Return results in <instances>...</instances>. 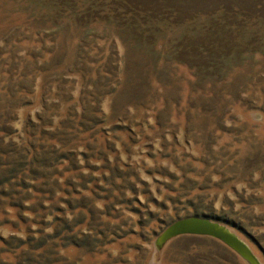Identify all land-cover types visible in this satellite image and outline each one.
<instances>
[{
  "label": "rangeland",
  "instance_id": "obj_1",
  "mask_svg": "<svg viewBox=\"0 0 264 264\" xmlns=\"http://www.w3.org/2000/svg\"><path fill=\"white\" fill-rule=\"evenodd\" d=\"M111 43L119 85L102 104L106 122L86 137L68 112L98 97ZM12 52L24 56L22 68H44L10 78ZM79 55L97 60L86 76L70 70ZM39 73L43 86L59 78L60 119L75 123L91 155L87 169L60 166L86 185L62 195L85 197L76 212L98 241L65 255L56 248L53 264H251L210 235L158 243L194 214L226 222L264 264V0H0V121L6 85ZM41 109H21L22 124ZM15 251L0 258L17 261ZM42 255L32 264H46Z\"/></svg>",
  "mask_w": 264,
  "mask_h": 264
},
{
  "label": "trees",
  "instance_id": "obj_2",
  "mask_svg": "<svg viewBox=\"0 0 264 264\" xmlns=\"http://www.w3.org/2000/svg\"><path fill=\"white\" fill-rule=\"evenodd\" d=\"M109 50L107 60L98 70L103 74V81L97 83L100 84L98 97H82L68 112L69 116L82 120L80 124L85 127L82 130L86 137L89 134L87 132H92L90 130L96 124L106 122L102 104L119 85L120 60L113 44ZM28 55H34V52ZM22 57L18 53H11L9 58L13 65L6 69L10 78H16L19 72L30 77L44 68L29 64L22 68L17 64ZM79 57L80 62L75 63L70 70L86 76L89 68L93 69L90 66L97 60L94 57L83 60V55ZM39 76L40 73L33 81L24 84L6 85L11 97L6 96V118L0 121V132H4L0 135V253L12 254L17 249L20 253L14 256L17 261L11 259V262L6 263V259L0 258V264H32L42 254L47 259L46 264H53L59 260L58 255H53L56 248L61 249V254H64L71 245L95 249L98 242L92 235V229L81 227L85 219L76 212L77 208L85 205V197L72 200L62 195L67 190L83 191L86 185L77 175L62 176L60 166L65 162L70 163L64 169L65 172L70 169H87V157L91 155L85 150L87 147L84 138L71 130L75 123L70 118L60 119L61 102L66 98L59 100L54 95H59V88L53 84L59 78L53 79L48 87L40 84ZM81 91L82 94L92 95L85 88ZM72 93L73 91L67 96V100L73 99ZM37 102L41 111H36L34 116L26 118L22 124L19 111ZM86 122L92 124L88 125ZM93 166L99 168L102 165L97 163ZM131 188L127 186L124 193L132 192ZM209 217L215 219L213 215ZM7 226L12 228L11 232L3 231L8 229ZM63 259L68 260V257Z\"/></svg>",
  "mask_w": 264,
  "mask_h": 264
},
{
  "label": "water",
  "instance_id": "obj_3",
  "mask_svg": "<svg viewBox=\"0 0 264 264\" xmlns=\"http://www.w3.org/2000/svg\"><path fill=\"white\" fill-rule=\"evenodd\" d=\"M182 234L210 235L219 238L251 264H263L244 239L228 225L209 216L194 214L175 220L160 234L158 243L162 245L168 239Z\"/></svg>",
  "mask_w": 264,
  "mask_h": 264
}]
</instances>
